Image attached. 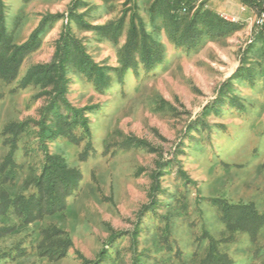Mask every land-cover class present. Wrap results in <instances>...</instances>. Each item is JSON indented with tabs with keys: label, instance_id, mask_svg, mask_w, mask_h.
I'll use <instances>...</instances> for the list:
<instances>
[{
	"label": "trees",
	"instance_id": "trees-1",
	"mask_svg": "<svg viewBox=\"0 0 264 264\" xmlns=\"http://www.w3.org/2000/svg\"><path fill=\"white\" fill-rule=\"evenodd\" d=\"M208 1L102 0L111 12L119 5L123 8L119 17L95 23L86 18L87 11L80 12V8L88 6V1L72 0L66 12L45 14L30 36L21 41L23 10L10 22V7L0 0V81L15 83L13 91L36 88V96L44 101L38 117L11 122L0 133V146L8 148L0 162V240L22 235L12 246L0 249V264L23 259H33L30 264H53L68 257L74 246L70 233L49 219L66 213L70 199L80 191L83 172L70 164L64 154L52 150L51 144L61 140L83 145L80 161L94 155L97 149L90 116L101 109V104L76 106L69 98L72 75L82 77L99 93L114 94L124 89L130 73L137 78L143 73L144 80L169 64L164 35L175 49L196 53L207 41L237 30L238 25L207 7ZM256 3L263 8L264 0ZM62 19L67 23L55 41L52 59L33 65L20 77L24 61L41 47L48 31ZM261 29L258 39L264 38V27ZM78 32H92L99 39L111 42L117 48L118 64L96 61L87 39ZM254 73L253 67L245 64L224 82L217 98L191 119L171 157L164 155L156 162L149 202L143 205L134 229L116 233L95 260H87L80 253L84 263H125L123 242L128 240L130 264H237L229 248L239 235L249 232L258 243L264 229V208L261 210L253 200L233 201L225 196L210 199L223 225L217 236L206 227L204 215L194 251L186 252L175 236L180 220H190L197 208L190 201L194 182L179 159L188 147L186 141L192 146L198 144L193 142L196 133L203 136L212 131L210 116L220 115L226 106L246 111L245 103L236 93L235 81L251 83ZM104 145L106 155L121 150H150L145 139L129 135L114 138L112 132L106 136ZM171 170L176 173L174 191L163 185L164 176ZM149 221L153 233L142 240V235L150 229Z\"/></svg>",
	"mask_w": 264,
	"mask_h": 264
},
{
	"label": "rangeland",
	"instance_id": "rangeland-1",
	"mask_svg": "<svg viewBox=\"0 0 264 264\" xmlns=\"http://www.w3.org/2000/svg\"><path fill=\"white\" fill-rule=\"evenodd\" d=\"M5 1L10 7V22L23 10L24 24L19 30L21 41L30 36L45 14L66 12L72 2ZM85 1L89 4L80 8V12L87 11L86 18L95 23L119 17L123 8L119 5L111 12L102 0ZM256 2L209 0L207 7L217 10L224 18L229 16L237 20L227 19L238 25L237 30L207 41L196 53L175 49L164 35L169 64L144 80L143 73L141 78L130 73L122 91L102 94L82 77L72 75L70 100L79 107L101 104V109L90 116L97 151L86 161H80L83 145L61 140L51 144L52 150L64 154L70 164L77 165L83 172L80 191L70 199L66 213L49 219L67 230L74 243L69 256L53 264H86L80 259V253L87 260H95L116 233L134 229L143 205L149 202L151 174L156 162L164 155L168 159L171 157L191 119L217 98L224 82L245 64L253 67V81L235 83L236 93L245 103L246 111L226 106L220 115L212 114L213 130L203 136L196 133L193 142L198 144L192 146L187 140L188 147L179 156L184 170L194 182L190 187V201L197 208L190 220H180L175 236L186 252L194 251L195 237L203 229V215L206 227L217 236L223 225L210 203L215 196H225L233 201L253 200L263 210L264 38L258 39L262 29L254 23L258 10L262 8ZM141 12L145 14L143 9ZM66 23L65 19L59 20L48 31L41 47L24 61L20 77L33 65L52 59L55 41ZM78 33L87 39L88 49L96 61L112 66L118 64L117 48L111 42L99 39L92 32ZM14 87L15 83L0 81V133L11 122L38 117V110L44 102L36 96V88L13 91ZM111 132L114 138L129 135L145 139L150 143V150H121L106 155L104 140ZM7 151L8 148L0 146V162ZM175 174L171 170L163 180V185L172 191L175 190ZM193 220L194 223L190 224ZM148 225L150 229L142 235V240L153 233L150 221ZM21 236L0 240V249L12 246ZM123 244L126 247V262L123 264H130L128 240ZM229 250L237 264H264V229L257 244L249 232H243ZM259 251L262 254L259 255ZM32 261L23 259L7 264H30Z\"/></svg>",
	"mask_w": 264,
	"mask_h": 264
},
{
	"label": "built area",
	"instance_id": "built-area-1",
	"mask_svg": "<svg viewBox=\"0 0 264 264\" xmlns=\"http://www.w3.org/2000/svg\"><path fill=\"white\" fill-rule=\"evenodd\" d=\"M199 2H203L205 0H198ZM251 2H256L258 0H249ZM226 19L228 20H232V21H237L234 17H229V16H225ZM254 23L256 25V27H264V5L263 8L259 11L258 15L255 17Z\"/></svg>",
	"mask_w": 264,
	"mask_h": 264
}]
</instances>
